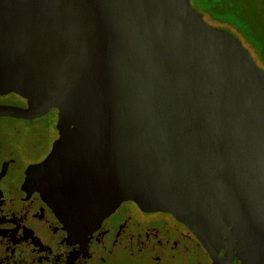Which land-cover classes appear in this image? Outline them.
<instances>
[{
    "label": "water",
    "instance_id": "obj_1",
    "mask_svg": "<svg viewBox=\"0 0 264 264\" xmlns=\"http://www.w3.org/2000/svg\"><path fill=\"white\" fill-rule=\"evenodd\" d=\"M9 93L25 105L0 116L57 109L33 167L57 176L49 193L73 218L133 200L264 264V70L190 0H0Z\"/></svg>",
    "mask_w": 264,
    "mask_h": 264
},
{
    "label": "flooded vegetation",
    "instance_id": "obj_2",
    "mask_svg": "<svg viewBox=\"0 0 264 264\" xmlns=\"http://www.w3.org/2000/svg\"><path fill=\"white\" fill-rule=\"evenodd\" d=\"M215 24L238 36L233 25ZM240 41L255 61L253 47ZM258 57L264 70V55ZM50 110L57 115V109ZM26 120L45 126L11 137L0 128V264H241L227 237L208 250L170 212L145 210L133 200L102 218H73L49 193L58 186L57 176L33 167L49 154L57 119ZM25 133L22 144L17 134Z\"/></svg>",
    "mask_w": 264,
    "mask_h": 264
},
{
    "label": "rangeland",
    "instance_id": "obj_3",
    "mask_svg": "<svg viewBox=\"0 0 264 264\" xmlns=\"http://www.w3.org/2000/svg\"><path fill=\"white\" fill-rule=\"evenodd\" d=\"M234 1L238 3L239 6L245 8L249 19L251 18L252 22L254 23L252 24L259 29L258 33L261 34V37H262L261 42L263 43L264 42V0H234ZM206 22L212 25H216L215 21H209L206 19ZM234 31L239 36L240 39H242L243 41H246L245 38L242 37L240 32H237L235 29ZM244 45H246L245 42H244ZM249 45L251 46L250 43ZM258 56L259 55L256 53V55H254V59H255L256 64L260 67L262 62ZM23 101L24 99H22L20 96H15L12 93L0 95V103L19 105ZM34 119L54 121L57 119V115L55 116L54 112L52 110H49L45 115L34 118ZM37 126L41 127V126H45V124H35V123H31L30 121H27L26 119H18V118H13V117L0 116V128L5 132L6 135L8 134L10 137L15 135L19 131L23 132L25 130L28 132L29 130L34 129ZM27 135L28 133H25L22 135L17 134V136L19 137V141L22 142V144L27 143L26 141Z\"/></svg>",
    "mask_w": 264,
    "mask_h": 264
},
{
    "label": "trees",
    "instance_id": "obj_4",
    "mask_svg": "<svg viewBox=\"0 0 264 264\" xmlns=\"http://www.w3.org/2000/svg\"><path fill=\"white\" fill-rule=\"evenodd\" d=\"M191 2V5L205 21L207 19L232 24L259 56L264 55V42H261L262 37L258 33L259 29L253 25L254 23L251 18L249 19L245 8L239 6L234 0H191Z\"/></svg>",
    "mask_w": 264,
    "mask_h": 264
}]
</instances>
